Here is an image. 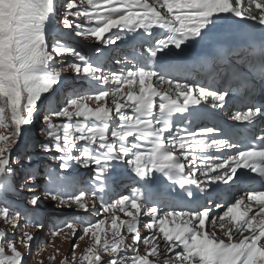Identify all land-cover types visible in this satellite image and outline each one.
<instances>
[{
	"label": "rangeland",
	"instance_id": "obj_1",
	"mask_svg": "<svg viewBox=\"0 0 264 264\" xmlns=\"http://www.w3.org/2000/svg\"><path fill=\"white\" fill-rule=\"evenodd\" d=\"M29 1L37 10L12 19L13 0H0V264H141L150 247L136 246L127 212L99 203L94 180L113 167L101 165L119 135L93 119L124 95L95 64L115 47L102 28L122 0Z\"/></svg>",
	"mask_w": 264,
	"mask_h": 264
},
{
	"label": "bare ground",
	"instance_id": "obj_2",
	"mask_svg": "<svg viewBox=\"0 0 264 264\" xmlns=\"http://www.w3.org/2000/svg\"><path fill=\"white\" fill-rule=\"evenodd\" d=\"M13 2L15 3V5L17 6V8L14 10V14L16 13V11H17V9H18V7L19 6H24V7H27V8H29V9H32V10H35L36 11V8H35V5L33 4V3H31V1H29V0H13ZM133 20H135V16H132L130 13H128V12H123V13H121V14H118L117 16H115V17H113V18H111V19H109L106 23H105V25H104V27L102 28V31L104 32V34H113V33H117V34H119L118 36H120V35H123L124 33L125 34H127V31H128V27H129V24L133 21ZM72 34V33H71ZM115 42H119V39H116L115 40ZM106 53L105 52H103V53H101L100 54V56H99V58H100V60L101 59H103V58H106ZM127 97V96H126ZM140 99L139 98H137V96H134L133 97V99H132V101L133 102H136V101H139ZM119 103H120V101L119 102H117V106L116 107H119L118 105H119ZM142 103V100H141V102H140V104ZM139 104V105H140ZM112 108V107H111ZM116 112V111H115ZM109 114H113V113H110L109 111H107V112H105V113H100V114H98V115H101V116H107V115H109ZM120 116H125V113H123V112H121L120 113ZM119 115H118V113L115 115V117L112 119V125L114 126V127H119V126H126V124L125 123H122V122H120V119L122 118V117H120ZM27 130H29V123L26 125V129H25V131L24 132H26ZM125 130H121V132H124ZM26 139H28V136H26L25 137ZM109 182V179H106V181L104 182V184L106 185L107 183ZM114 204V203H113ZM128 215H129V213H128ZM131 218H133V217H131ZM131 218H129V216H128V219H127V217L125 218L126 220H124V222H126V221H128V223L130 224V219ZM114 222V221H113ZM121 228V226L120 227H118V229H120ZM124 228V227H123ZM120 232V231H119ZM128 233H132V231L131 230H128L127 231Z\"/></svg>",
	"mask_w": 264,
	"mask_h": 264
},
{
	"label": "trees",
	"instance_id": "obj_3",
	"mask_svg": "<svg viewBox=\"0 0 264 264\" xmlns=\"http://www.w3.org/2000/svg\"><path fill=\"white\" fill-rule=\"evenodd\" d=\"M0 199H1V198H0ZM5 204H6V202H5L4 200H1L0 209H3V208L5 207V206H4Z\"/></svg>",
	"mask_w": 264,
	"mask_h": 264
}]
</instances>
